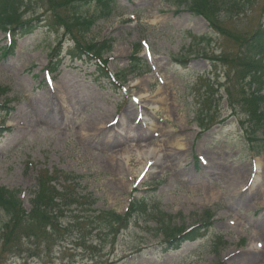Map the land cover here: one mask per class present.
Here are the masks:
<instances>
[{"label": "rangeland", "instance_id": "374dc122", "mask_svg": "<svg viewBox=\"0 0 264 264\" xmlns=\"http://www.w3.org/2000/svg\"><path fill=\"white\" fill-rule=\"evenodd\" d=\"M75 1L0 0V13L37 29L21 36L15 25L12 41L0 30V48L16 49L0 60V187L20 191L29 213L39 179L53 175L92 193L100 212L124 214L132 200L142 212L109 235L77 219L89 212H59L50 226L0 209V264H264V143L249 139L264 77L240 76L264 0L216 1L205 15L191 0H117L111 16ZM79 13L96 17L84 38ZM74 40H112L102 60L120 82L73 58ZM134 54L150 71L121 80ZM251 86L262 92L248 104ZM151 148L158 170L147 173ZM205 222L202 237L171 247L168 224Z\"/></svg>", "mask_w": 264, "mask_h": 264}, {"label": "trees", "instance_id": "16d2710c", "mask_svg": "<svg viewBox=\"0 0 264 264\" xmlns=\"http://www.w3.org/2000/svg\"><path fill=\"white\" fill-rule=\"evenodd\" d=\"M78 2V9L88 6L94 7L97 12L101 11L104 16H111L116 11V2L117 0H76ZM75 1V2H76ZM185 1V0H184ZM218 3V5L223 8L224 2L227 3V0H191L190 7L195 13L205 15V11L214 6V2ZM231 1V0H230ZM220 2H223L220 4ZM232 2V1H231ZM183 4V2H181ZM230 6L232 3H229ZM110 14V15H107ZM21 15H18L15 9L12 11L9 8L4 9L3 12L0 13V30L8 31L11 34L15 32L13 30V26L19 25L21 30H27L26 32H22L21 36L33 34L36 31V28L33 25L20 24ZM84 16L83 13H79L78 16V31L81 38H84L91 31L92 27L95 24V16ZM75 41V46L73 49L69 50L70 55H74L73 58L79 61L91 62L94 59H102L106 55L110 54L113 50V41L107 40L102 43H92L88 46H83L79 43V41ZM246 48L241 54L240 62H241V70L240 76L243 79H249L250 81L255 80V78L264 77V25L261 24L260 28L256 31V33L246 42ZM15 41H13V45L10 47L0 48V60H2L7 55L15 54ZM59 52L56 51L52 54V63L58 57ZM56 64H54L55 66ZM58 68V67H57ZM57 68L49 67V71L51 74L57 71ZM102 77L109 78L108 72L106 70L100 69ZM138 72H149L148 65L145 62H142L139 58L136 57V54L131 58V63L128 71L124 73L121 77V80H126L129 75H133ZM242 82V81H241ZM255 83V81H253ZM251 85V83H250ZM262 92L261 90L254 89L251 86V91L247 94V102L248 104L253 103L256 99V95ZM242 93L246 94V90L243 88ZM261 98H263L261 96ZM257 105V101L255 102ZM7 105H0L1 109L7 108ZM253 118L250 124V138L255 140H259L257 142L264 143V105L261 108L256 109L252 112ZM209 118L204 117V122H206ZM259 135H262V138H258ZM252 140V139H250ZM75 180L70 181V185L72 187L65 188L61 181L54 178L53 175L45 176L44 179L42 177L39 179L37 183V191L34 193V198L32 199L31 211L29 213L24 211V202L20 198V191L9 190L4 187H0V209L8 215L10 221H18L22 218L24 214L29 215V219L35 220L36 217L40 218L43 223L47 225H53L58 221L59 212H78L92 213L89 217L87 215L80 216L77 218L81 222L87 221L89 225L93 226L96 224L97 229L103 228L107 234H114L112 231L117 228H121L126 225L127 220L130 217H134L141 213V209L143 208V203L141 201L133 200L129 207V210L125 214H119L115 211L108 212H100L94 207L97 204V200L94 198L92 193H86L82 195L79 193L80 188L74 182ZM24 217V216H23ZM209 224L207 222L202 223L199 227H194L189 230H179L176 228H172L169 224L167 225V229L165 230L166 237L168 238V242L171 247L179 248L180 245L186 241L196 240L199 233L205 232L208 230Z\"/></svg>", "mask_w": 264, "mask_h": 264}, {"label": "bare ground", "instance_id": "6f19581e", "mask_svg": "<svg viewBox=\"0 0 264 264\" xmlns=\"http://www.w3.org/2000/svg\"><path fill=\"white\" fill-rule=\"evenodd\" d=\"M159 92L160 93H163L164 91L160 88L159 89ZM164 98V97H163ZM161 99V102H163L164 101V99ZM156 107H158V106H156ZM144 115V118L143 119H145V120H147V121H149L150 120V118H148L147 117V115L146 114H143ZM125 116L126 115H124V120L125 119H127V117L128 116H126V118H125ZM124 123H122L121 125H123ZM151 125L152 126H154V127H156L155 125H154V123H151ZM156 152V149H150L149 151H147V152H145L143 155V158H142V160H143V165H144V169L145 168H147V173H149V172H154V171H157L158 170V168L155 166L154 167V164H156L158 161H157V157L156 158H153L152 159V161H151V159H150V157L154 154ZM124 158H127V156L124 154V156H123ZM155 159V160H154ZM113 162L117 165V162H118V160H113ZM120 163H121V161H120ZM122 170V169H121ZM124 173V172H123ZM122 176H123V174H122Z\"/></svg>", "mask_w": 264, "mask_h": 264}]
</instances>
